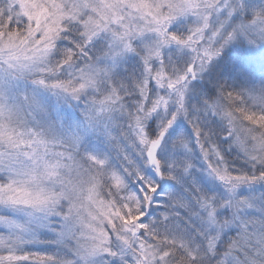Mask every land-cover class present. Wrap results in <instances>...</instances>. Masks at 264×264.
<instances>
[{"label": "snow or ice", "instance_id": "obj_1", "mask_svg": "<svg viewBox=\"0 0 264 264\" xmlns=\"http://www.w3.org/2000/svg\"><path fill=\"white\" fill-rule=\"evenodd\" d=\"M0 264H264V0H0Z\"/></svg>", "mask_w": 264, "mask_h": 264}]
</instances>
